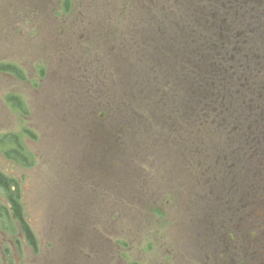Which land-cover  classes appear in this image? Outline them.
Segmentation results:
<instances>
[{
  "label": "rangeland",
  "instance_id": "obj_1",
  "mask_svg": "<svg viewBox=\"0 0 264 264\" xmlns=\"http://www.w3.org/2000/svg\"><path fill=\"white\" fill-rule=\"evenodd\" d=\"M64 2L0 0V63L17 64L25 76L18 80L0 73V136L23 134L22 143L34 155L33 164L23 167L0 150V170L15 180L25 220L36 238L32 249L16 223L8 222L0 228V264H71L75 257L81 264H116L115 241L133 235L137 262L176 264L171 252L182 246L180 238L193 224L188 216L191 202L201 201L206 184L202 189L185 187L181 210L177 205L168 207L164 217L159 216L158 206L67 207L50 204L44 197L53 199L59 188L69 185L68 177L83 173L95 175V183L96 176L107 178L100 182L103 197H114L117 188L129 182L132 159L144 151L148 138L198 137L195 148L183 143L184 161H198L194 168L207 171L208 153H214L210 138L264 136V110L261 116L260 109L257 117L247 119L240 103L244 100L237 94L244 91L242 81L254 84L253 89L264 83V75L248 64L249 59H257L264 72V62L259 61L264 46L245 42L253 35L247 23L251 15L240 19L243 7L235 0H68L66 6ZM61 7L115 8V13L127 14H114L112 26L91 30L62 25L53 14ZM151 9L167 13L162 21L166 32L161 34L160 26L147 27L151 32L146 28L144 43L132 50L133 42H126L133 17L129 13ZM175 29L183 35L175 37ZM177 38L181 44H169ZM97 53L104 55L109 73L85 74L82 69L92 66L87 56ZM167 55L172 56L170 61L165 60ZM104 86L112 91L110 95L95 93ZM12 93L23 96L27 114L6 103ZM260 95L264 97V92ZM102 112L120 123L90 127L81 121L98 118ZM24 128L34 135L25 134ZM108 148L112 152L106 156L102 151ZM160 171L153 176L160 179ZM52 189H57L55 195L49 192ZM128 196L127 190L122 193L123 199ZM163 247L167 254H161Z\"/></svg>",
  "mask_w": 264,
  "mask_h": 264
},
{
  "label": "flooded vegetation",
  "instance_id": "obj_2",
  "mask_svg": "<svg viewBox=\"0 0 264 264\" xmlns=\"http://www.w3.org/2000/svg\"><path fill=\"white\" fill-rule=\"evenodd\" d=\"M236 1L239 8L243 7L240 19L245 21V18H248L249 14L251 15L247 23L249 31L253 35L248 37L245 42L264 46V37L262 36V33L264 34V0ZM115 12V8L61 7L56 8L53 14L62 21V25L75 24L95 30L102 26H112L114 14H127ZM243 13L244 15H242ZM129 14L133 17L128 23L130 31L126 37L130 41L126 40V42H133L130 46L132 50L141 46L140 41L144 43L142 39L147 33V29L151 32V28L147 27L157 29L160 26L161 34L166 32V29H162V25H164L162 21L167 19L163 17L167 13L162 10L151 9L148 12L138 13L134 11ZM136 14L140 16L137 17ZM145 15L150 16L146 18ZM156 16H159L158 23H156ZM247 23L245 24L247 25ZM175 30V37L183 35V31ZM218 40L224 39L219 38ZM166 41L160 42L166 43ZM169 44H181V42L177 38L175 42H169ZM89 51L92 50L89 48ZM169 56L167 55L165 60L170 61ZM87 57H90L87 63H91L92 66L89 67V65L82 69L85 74L91 75L97 70L101 75L109 73L108 67L103 62V54H89ZM175 57L179 60L177 56ZM259 61L264 62V58ZM262 66L258 62H254L253 69L256 68L260 76L264 75V72L259 70ZM112 71L113 67L110 72ZM87 91L91 93L89 89ZM110 92L112 91H107L106 86L95 89V93L99 94L110 95ZM81 121L86 126L89 124L90 127L106 126L110 122L115 125L120 123L118 120L105 118L103 112L98 118H84ZM100 138L101 135L98 134L97 139ZM184 142L189 143L191 148L197 147L200 143L198 137L184 138L181 136L173 139L156 136L145 140L144 151L138 152L132 159L133 165L128 170L127 181L130 178L129 182L125 186L117 188L116 194L112 198L105 199L103 197L104 187L100 182L107 178L96 176L98 181L95 183L93 180L95 175L87 176L86 173H83V176L80 177H68L65 180L69 184L68 186L59 188L57 195H55L57 189L50 190L49 192L55 195L54 198L44 197V199L50 204L57 202L58 205L67 207L158 206L160 212L166 214L168 207L177 205L181 210L184 205L183 190L185 187L189 189L196 185L202 189L201 186L206 184L208 188H206V194L201 201L192 200L191 202L193 204L188 211V216L193 224L185 236L180 238L184 240L182 246L176 248V252H171V256L176 258V264H264V136L242 134L210 138V147L214 153L213 155H211V151L208 153L205 166L207 171L194 168L198 166V161H184L186 149ZM137 148L139 149L140 146ZM111 152L109 148L102 151L106 156ZM256 158L261 159L258 164H256ZM189 164L193 168H185ZM158 169H161L160 179L153 176L155 172H158ZM197 181L200 183L198 184ZM126 190L129 192V196L123 199L122 193ZM14 223L19 228V233L27 245L35 249L36 238L32 230H30L32 233L30 238V234L22 231L16 220ZM69 223H72L71 220ZM0 228L2 230L3 227L0 226ZM68 236L70 237V234ZM158 238L156 237V239ZM114 246L116 252L113 255L117 257L116 264H144L135 260L134 235L129 236L127 241L118 239ZM77 247L78 245L75 244V248ZM148 248L154 249L153 246ZM163 253L167 254L166 247H163L161 254L163 255ZM128 256L131 259L126 260ZM160 259L163 263V260L166 262L167 257L165 255ZM77 260L78 257H75L71 264H81L80 260Z\"/></svg>",
  "mask_w": 264,
  "mask_h": 264
},
{
  "label": "trees",
  "instance_id": "obj_3",
  "mask_svg": "<svg viewBox=\"0 0 264 264\" xmlns=\"http://www.w3.org/2000/svg\"><path fill=\"white\" fill-rule=\"evenodd\" d=\"M64 4L65 6L68 5V0H65ZM258 57L259 55L257 54V58ZM254 62L257 63V59H249L248 64L254 65ZM241 64L243 65L244 62ZM244 70L247 69L245 68ZM0 73L11 75L18 80H23L25 78L22 68L14 63H0ZM262 85H264V83ZM262 85L258 89H253L255 85L250 84L245 80V82L242 81V86L245 87L244 91H237V94H241L242 99L244 100L240 103L243 105V113L245 112L247 119L250 117H257L260 109L259 116H261V111L264 110V97L260 95L261 92H264ZM231 95L232 94H227L230 100L239 101V98H232ZM5 101L10 107L18 110L22 114L28 113L27 102L22 95L16 93L9 94ZM23 132L25 134L34 135L30 130L25 128L23 129ZM22 139L23 134H3L0 136V150L6 158L16 162L20 166L26 167L33 164L34 155L27 147H25L22 143ZM14 185H16L15 180L0 170V196L2 197V202L0 200V223H2V226H5L7 222L16 220L17 223H19L20 229L30 234L29 237L31 238L32 233L24 219V212L20 202L19 193Z\"/></svg>",
  "mask_w": 264,
  "mask_h": 264
}]
</instances>
